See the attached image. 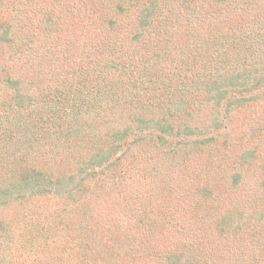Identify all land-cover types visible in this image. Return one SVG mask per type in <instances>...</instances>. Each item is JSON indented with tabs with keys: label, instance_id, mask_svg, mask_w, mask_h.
Segmentation results:
<instances>
[{
	"label": "trees",
	"instance_id": "1",
	"mask_svg": "<svg viewBox=\"0 0 264 264\" xmlns=\"http://www.w3.org/2000/svg\"><path fill=\"white\" fill-rule=\"evenodd\" d=\"M0 264H264V0H0Z\"/></svg>",
	"mask_w": 264,
	"mask_h": 264
},
{
	"label": "rangeland",
	"instance_id": "2",
	"mask_svg": "<svg viewBox=\"0 0 264 264\" xmlns=\"http://www.w3.org/2000/svg\"><path fill=\"white\" fill-rule=\"evenodd\" d=\"M93 194H95V195L97 196L96 193H93ZM95 195L91 198L93 201H95V200L97 199V197H95ZM102 196H103V195H100L98 199H99V200H102V198H101ZM96 201H97V200H96ZM100 202H106V201L103 200V201H100Z\"/></svg>",
	"mask_w": 264,
	"mask_h": 264
}]
</instances>
